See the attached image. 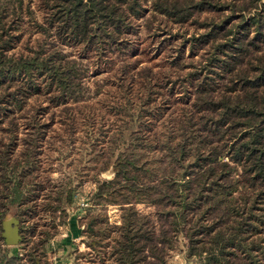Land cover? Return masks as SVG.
<instances>
[{
  "label": "trees",
  "instance_id": "trees-1",
  "mask_svg": "<svg viewBox=\"0 0 264 264\" xmlns=\"http://www.w3.org/2000/svg\"><path fill=\"white\" fill-rule=\"evenodd\" d=\"M37 7L41 20L29 0H0V126L6 124L9 134L6 149L19 139L15 114L27 97L44 94L54 106L82 97V59L69 57L63 46L79 47L85 58L103 57L108 70L112 57L119 58L114 72L124 79L117 88L124 102L96 136L105 153L101 174L109 175L94 180L90 199L97 206H119L120 222L90 216L83 243L95 256L84 252V263L76 257L71 264H170L175 253L185 255L184 264H264V0H38ZM205 12L223 18H203L204 32L189 44L208 45L206 62L188 74L184 87L192 101L178 116L163 117V109L151 104L150 68L136 72L139 84L131 72L134 20L142 18L148 31L151 18L184 24ZM24 15L42 41L15 55L7 23ZM133 91L141 93L134 104L128 97ZM39 112L32 107L20 113L27 152L10 158L0 150V264L42 262L34 250L25 261L8 254L1 237L7 214L24 224L39 211L34 202L44 188L35 185L36 194L25 193L38 164L31 150L44 136ZM72 198L61 190L45 195L56 203L52 211L61 209L63 216ZM137 204L152 210L141 212Z\"/></svg>",
  "mask_w": 264,
  "mask_h": 264
},
{
  "label": "rangeland",
  "instance_id": "rangeland-1",
  "mask_svg": "<svg viewBox=\"0 0 264 264\" xmlns=\"http://www.w3.org/2000/svg\"><path fill=\"white\" fill-rule=\"evenodd\" d=\"M29 1L34 17L41 20V11L37 7L38 0ZM225 14L229 15V12ZM212 15L216 17V21L223 18L222 15H216L213 12L202 13L197 22L184 24L169 22L161 16L151 18L152 26L148 30L149 33L143 26L142 18L134 20L136 34L131 35L130 38L135 41V45L130 57L136 60V66L131 72L139 84L142 80L140 76L135 75L136 72L142 67L150 68L151 77L148 78V82L154 94L151 104H156L163 109V117L170 114L178 116L182 113L183 106L192 101L191 95H185L184 87L189 84L188 74L194 73V70L200 69L206 62L208 45L192 47L189 44L194 41L193 37H198L204 32L201 20L206 17L211 18ZM7 26L13 37L10 52L15 55L25 53L28 47L31 48L30 46L37 40L42 41L41 35L25 15L20 21L8 20ZM62 48L69 57L82 59L80 66L81 72L83 71L84 86L82 97L77 101L69 99L58 106L52 105L53 103L48 101L44 94L27 97L22 111L15 114L19 118L18 129L15 132L19 139L16 140L14 146L7 149L5 146L10 143L7 127L6 124L0 126V150L8 151L9 157L12 158L20 157L22 152L28 151L24 146V141L21 140L27 129L22 124L24 118L20 117V113H25L32 107L39 108L44 122L41 126L44 136L37 141L39 147L31 150L39 155L36 169L28 176L32 181L30 183L32 186L25 188L26 195L37 193L33 191L35 185L44 188L34 202L39 211L33 220L29 219L24 224L20 223L23 242L21 239L17 245L6 248L8 254H17L24 258V261L25 256L34 250V255L43 262L50 254L55 253L56 258L63 259L65 256H72L73 262V259L78 257L80 262L84 263L88 256L84 257V252H90L92 257L95 254L83 243L87 240L86 234L82 233L83 227L89 225L93 216L100 219L106 217L109 224L117 225L120 222L119 206H97L90 200L96 189L94 180H101L109 175L108 173L101 174L105 153L101 141L96 136L98 132L103 133L109 127L115 117L114 112L117 106L124 102V98L117 93V88L124 79L118 78L114 72L120 59L112 57L114 66L112 70H108L102 68L104 66L103 57L101 59L95 56L85 58L79 47L67 45ZM131 84L135 88L138 87L134 81H131ZM140 94L134 91L128 94L132 104L139 100ZM60 190L65 198L73 195L72 201L67 205L64 204V216L61 209L52 211L56 207L54 200L49 203L48 199H45L46 194H56ZM44 207H48L49 211H41ZM137 208L144 213L152 210L146 204H137ZM12 216H14L12 213L7 214L5 219H10ZM63 221H67V225ZM71 224H73V229L75 228V236L70 233ZM66 236H71L72 239L66 240L68 243L65 249L58 247L53 249L52 247L46 250L44 243L37 245L36 249L33 248L35 243L43 242L48 238L56 237L59 241L62 238L65 239ZM1 249L5 247L2 245ZM170 260V264H184L186 257L184 254L175 253L172 254Z\"/></svg>",
  "mask_w": 264,
  "mask_h": 264
},
{
  "label": "water",
  "instance_id": "water-1",
  "mask_svg": "<svg viewBox=\"0 0 264 264\" xmlns=\"http://www.w3.org/2000/svg\"><path fill=\"white\" fill-rule=\"evenodd\" d=\"M1 237L7 246L17 245L21 239L20 221L16 217L4 219L2 222Z\"/></svg>",
  "mask_w": 264,
  "mask_h": 264
},
{
  "label": "crops",
  "instance_id": "crops-1",
  "mask_svg": "<svg viewBox=\"0 0 264 264\" xmlns=\"http://www.w3.org/2000/svg\"><path fill=\"white\" fill-rule=\"evenodd\" d=\"M72 228H71V235L72 236H75L76 232H75V228L73 229V224H71ZM79 231V230H78ZM77 231V232H78ZM64 237V235H62ZM72 239L71 236L69 237H65L62 238V240H56V237L55 238H52L50 239L47 244H46V250H50L52 247H54L53 249H56L57 247L58 248H63L65 249L66 248V244L68 242H66L67 239ZM58 244V245H57ZM52 254H50V256H48L47 258L44 259L45 262L42 261V263L40 264H71L72 263V256H68V257H63V259L61 258H56L54 255L55 253H53L52 257H51ZM57 255V254H56ZM66 255V254H65ZM52 258V259H51ZM53 261V263L51 262ZM38 264V263H37Z\"/></svg>",
  "mask_w": 264,
  "mask_h": 264
}]
</instances>
